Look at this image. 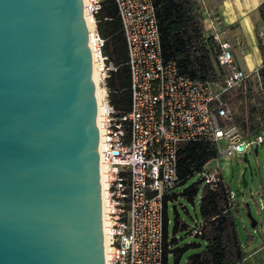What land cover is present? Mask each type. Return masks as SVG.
Here are the masks:
<instances>
[{
	"label": "water",
	"instance_id": "obj_1",
	"mask_svg": "<svg viewBox=\"0 0 264 264\" xmlns=\"http://www.w3.org/2000/svg\"><path fill=\"white\" fill-rule=\"evenodd\" d=\"M0 264H106L85 0H0Z\"/></svg>",
	"mask_w": 264,
	"mask_h": 264
},
{
	"label": "built area",
	"instance_id": "obj_2",
	"mask_svg": "<svg viewBox=\"0 0 264 264\" xmlns=\"http://www.w3.org/2000/svg\"><path fill=\"white\" fill-rule=\"evenodd\" d=\"M199 2L206 36L218 42L217 61L227 69L221 83L188 78L175 62L164 61L153 0H116L132 86L131 110L119 116L107 88L118 67L105 53L106 40L97 26L102 0H85L86 14L95 26L92 57L104 88L98 128L106 191V264H164V199L178 187L181 144L215 143L218 157L245 155L254 145L259 152L264 144V131L248 136L233 123L231 102L246 81L259 77L260 68L247 72L240 67L229 29L212 16L205 0ZM235 43L241 46L242 40L236 38ZM219 173L207 170L204 182L216 183ZM231 199L235 200L232 192Z\"/></svg>",
	"mask_w": 264,
	"mask_h": 264
},
{
	"label": "trees",
	"instance_id": "obj_3",
	"mask_svg": "<svg viewBox=\"0 0 264 264\" xmlns=\"http://www.w3.org/2000/svg\"><path fill=\"white\" fill-rule=\"evenodd\" d=\"M156 6L162 52L165 62H175L179 73L196 80L223 82L227 69L218 64L220 46L207 37L199 0H153ZM264 24V2L259 5ZM100 35L106 40L105 53L118 67L107 80L109 100L119 116L129 114L132 103L131 73L128 50L116 0H102L97 14ZM258 46L264 58V33L255 29ZM235 107L233 123L248 136L264 131V65L256 80L246 81L231 100ZM218 147L210 142L183 143L178 151V187H182L205 166L218 158ZM177 187V188H178ZM200 196L201 220L195 227L181 217L171 203L181 197L195 204ZM171 211L173 218L171 217ZM241 206L231 199V189L222 173L214 184L203 177L184 188L173 191L164 199V264H180L190 250L204 247L187 256L184 264H245L247 252L243 247L236 216ZM258 228V226L256 227ZM184 234L201 242L183 243ZM264 236V233H263Z\"/></svg>",
	"mask_w": 264,
	"mask_h": 264
},
{
	"label": "rangeland",
	"instance_id": "obj_4",
	"mask_svg": "<svg viewBox=\"0 0 264 264\" xmlns=\"http://www.w3.org/2000/svg\"><path fill=\"white\" fill-rule=\"evenodd\" d=\"M258 8L250 15L253 29L252 32H249V36H244L243 50L241 51L239 49L236 51V55L234 54L236 62L238 63V58L240 64H242V69L247 72L253 71V69H248L244 63L245 57L248 55L250 56L251 53L250 46L252 45V33L253 37L257 38L255 32L257 27L264 32V25ZM226 27H230V25L228 24ZM263 64L264 58L262 56V60L257 66L262 67ZM256 148L257 146L254 145L253 148L248 150V160L252 171L249 170L246 174V180L248 183L247 188L244 186L243 174L248 164L244 161V154L235 153L234 156L218 157L213 159L205 166L204 172L195 174L186 185L178 187L175 190L182 192L184 188L204 177L207 170H219L229 184L231 192L235 194V202H238L241 206V214L237 215L236 218L239 224V233L244 245L248 243L250 238L246 228L249 229L252 236H254V238L259 242H261L264 233V144L259 147L258 154L256 152ZM199 202L200 196H197L195 199V204H192L181 197L178 201L171 203L170 207L172 208L173 205H176L181 217L186 219L190 226L195 227L201 220ZM246 204H250L252 216L259 222L258 228L256 229L251 226L252 221L248 215ZM171 217L173 218L172 211ZM179 236L183 237V243L201 242L195 236H186L184 234H180ZM204 245L205 244L203 243L201 248L190 250L186 255H184L180 264H184L187 256L190 254L201 251ZM171 264H173V258H171Z\"/></svg>",
	"mask_w": 264,
	"mask_h": 264
},
{
	"label": "crops",
	"instance_id": "obj_5",
	"mask_svg": "<svg viewBox=\"0 0 264 264\" xmlns=\"http://www.w3.org/2000/svg\"><path fill=\"white\" fill-rule=\"evenodd\" d=\"M208 4V8L212 16L218 18L224 26L228 24L227 27L230 32V37L234 43V52L236 55L237 50H243V39L244 36H249V32H252L253 24L250 19V15L255 11L258 6L264 2V0H205ZM263 23V22H262ZM264 25V24H263ZM236 38L242 40V45H237L235 43ZM251 53L250 56H246L244 63L248 69L256 70L257 65L260 64L262 60V54L260 52L258 41L256 37H253L252 33V45L250 46ZM237 57V56H236ZM238 64L242 68V64L238 60ZM247 211L249 212V207L246 204ZM242 211V210H241ZM241 214V213H240ZM259 225V222H258ZM249 241L246 245L243 244L247 252V257L245 259V264H264V236H262L261 242L257 241L254 236L249 232ZM243 243V241H242Z\"/></svg>",
	"mask_w": 264,
	"mask_h": 264
},
{
	"label": "bare ground",
	"instance_id": "obj_6",
	"mask_svg": "<svg viewBox=\"0 0 264 264\" xmlns=\"http://www.w3.org/2000/svg\"><path fill=\"white\" fill-rule=\"evenodd\" d=\"M88 26H89V30H90V40H92V35L94 34V30H95V26L94 24L90 21V18L88 17ZM93 65H94V78H95V84H96V93H97V99H98V103L100 104V102L102 101L103 97H104V88L102 86V82H101V78L99 75V71H98V66H97V62L96 60L93 59ZM101 175H102V201H103V213H105V201H106V191H105V180H104V167L101 166ZM104 242H105V254L108 251V242H107V237L104 233Z\"/></svg>",
	"mask_w": 264,
	"mask_h": 264
}]
</instances>
